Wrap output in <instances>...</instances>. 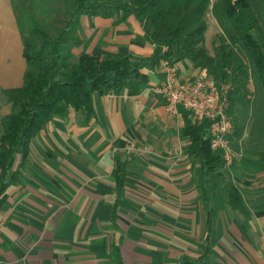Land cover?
<instances>
[{
	"label": "crops",
	"instance_id": "crops-1",
	"mask_svg": "<svg viewBox=\"0 0 264 264\" xmlns=\"http://www.w3.org/2000/svg\"><path fill=\"white\" fill-rule=\"evenodd\" d=\"M148 30L133 16H83L72 55L147 58L154 51ZM23 36L12 0H0V121L11 112L3 92L23 82ZM175 65L183 80L200 73L187 59ZM145 74L149 82L140 90L95 94L91 121L74 111L55 118L32 139L22 166L17 157L20 182L0 210V264H116L117 256L123 264H181L199 259L206 240L215 264H264V210L246 221L224 191V181L262 189L259 157L234 152L235 170L227 166L204 179L199 161L187 153L182 113L169 115L153 93L163 78L161 64ZM117 161L124 169L119 196ZM206 191L220 206L210 234Z\"/></svg>",
	"mask_w": 264,
	"mask_h": 264
},
{
	"label": "trees",
	"instance_id": "trees-1",
	"mask_svg": "<svg viewBox=\"0 0 264 264\" xmlns=\"http://www.w3.org/2000/svg\"><path fill=\"white\" fill-rule=\"evenodd\" d=\"M68 13L57 35L50 34L38 21L23 36L26 70L22 85L3 92L11 106L9 115L0 121V210L8 190L20 182L15 170L17 157L21 166L30 153V144L55 118L69 111L82 112L88 121L95 118L93 97L125 89L147 86L148 69L163 60L176 64L187 59L193 69L204 72L218 86L230 84L227 94L228 115L234 131L228 136L232 150H246L259 155L264 175V0H66ZM221 33L206 48L208 14ZM126 19L130 16L149 28L147 39L154 45L150 57L129 53L82 54L70 63L64 50L78 37L80 19ZM257 32L254 37L251 31ZM166 49V51L164 50ZM66 54V53H65ZM67 55V54H66ZM68 56V55H67ZM252 86V90L250 89ZM183 135L189 139L187 153L197 159L204 179L228 168L235 170L236 159L226 163L220 151L210 147L209 120L198 121L192 113L181 111ZM117 194L124 181L123 166L116 162ZM226 201L246 221L253 211L264 210V185L249 191L224 181ZM207 215V233L220 206L217 197L207 191L202 196ZM117 249H113V255ZM116 264H123L119 257ZM181 264H215L208 256L207 240L199 259Z\"/></svg>",
	"mask_w": 264,
	"mask_h": 264
},
{
	"label": "built area",
	"instance_id": "built-area-1",
	"mask_svg": "<svg viewBox=\"0 0 264 264\" xmlns=\"http://www.w3.org/2000/svg\"><path fill=\"white\" fill-rule=\"evenodd\" d=\"M161 69L163 78L153 87V93L161 98L169 115L179 117L181 111H185L192 113L198 121L209 120L210 147L213 151H220L223 160L230 163L235 156L228 140L234 131L227 112V94L231 85L220 87L204 72L193 79L183 80L176 65L169 60L161 62Z\"/></svg>",
	"mask_w": 264,
	"mask_h": 264
},
{
	"label": "rangeland",
	"instance_id": "rangeland-1",
	"mask_svg": "<svg viewBox=\"0 0 264 264\" xmlns=\"http://www.w3.org/2000/svg\"><path fill=\"white\" fill-rule=\"evenodd\" d=\"M215 0H211L213 3ZM13 7L17 14V20L19 24V28L23 34H27L31 27L32 21H38L50 34L57 35L61 30V22L64 20L68 13V5L66 0H12ZM245 31L249 30V27L246 28ZM221 33L217 23L211 14H208V29L205 34L206 38V48L211 51L212 50V41L216 35ZM254 37H258L257 32L254 30L251 31ZM80 31L75 33L74 37H79ZM79 46L78 40L76 42H72L68 45V47L64 50L63 56L68 58L70 63L77 62V57H74L72 54V50ZM68 55H66V54ZM76 58V60L74 59ZM252 90V86H250ZM256 157H259L257 154ZM219 183V190L214 187V192L220 196L222 192H220L221 188V180ZM165 243L170 244L172 240H165Z\"/></svg>",
	"mask_w": 264,
	"mask_h": 264
}]
</instances>
